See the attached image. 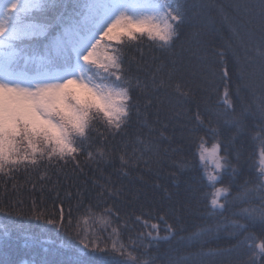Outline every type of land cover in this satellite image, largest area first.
Segmentation results:
<instances>
[{"label": "snow or ice", "instance_id": "1", "mask_svg": "<svg viewBox=\"0 0 264 264\" xmlns=\"http://www.w3.org/2000/svg\"><path fill=\"white\" fill-rule=\"evenodd\" d=\"M212 7L230 33L229 49H233L234 42L247 52L255 42L260 56L258 80L254 73L244 72L241 80L242 90L253 96L259 92L260 103L253 110L251 104L244 103L238 89L241 108L237 111L234 102L227 99L226 89L224 110H210L206 125L197 105L195 124L188 129L190 139L199 140L200 160L210 154L216 162L215 174L206 177L215 191L205 205L206 218L215 219V224L196 225L187 231L180 217L170 224L165 213L156 217L165 224L164 235L160 234L158 224H151L147 233L130 235L125 243L124 229L131 230L132 225L140 223L148 226V220L142 217L151 218L155 208L150 207L147 213L142 211L134 219V213L122 216V209L131 206L132 200L121 203L123 190L110 177L103 183L93 179L91 190L77 187L75 193L66 192L65 198L69 201L76 198L79 207L85 192L91 195L94 191L97 207L100 203L107 205L98 215L105 226L101 236L94 229L74 231L72 205L69 203L66 216L59 187L69 181L70 187L75 186L79 176L85 174L86 166L99 170L117 159L124 175L142 165L159 175L169 152L179 151L161 147L162 140L170 139L165 136L167 124L161 94L168 97L172 111L183 109L193 98V89L179 78L180 61L173 58L176 54L171 49L182 25L192 23L197 34L205 32L207 25L196 20V13L189 17L186 0H0V174L4 177V189L8 190V180L16 179L15 173L21 170L29 173L43 167L39 189L36 182H26L31 183L32 191L39 190L41 194L46 187L55 190L60 204L57 214L40 208L33 199L30 215H26L22 199L7 204L0 199V215L42 222V231L45 225L57 232L63 230L68 240L61 242V251L57 253L60 259L54 264H155L156 257L141 259V256H147L151 248H158L161 242H170L178 232L185 231L187 234L179 236L176 243L182 248L200 245V252L171 257L167 264H207L206 256L233 252L236 258L229 264H264V139L261 138L264 134V0L228 5L235 10L236 17H230L223 5ZM234 20L238 21L239 29L234 26ZM137 34L146 35L169 58L157 62L158 58L153 57L152 63H148L141 52L139 61L133 58L126 64L122 48L110 49L105 44L106 54L101 62L99 51L104 38L137 41ZM218 55L223 60L224 52ZM248 63H253L251 57ZM255 118L262 121L261 134L254 137L261 140L260 168L255 181L248 178L240 181L239 151L233 163L219 128L209 126L215 122L234 129V141L249 132L248 122ZM201 131L206 135L210 131L215 139L211 149L206 147L204 136L195 135ZM172 166L182 171L187 161H172ZM176 175L171 173L172 177ZM217 184L221 186L216 187ZM12 190H18L16 183L12 184ZM88 211L93 212L91 206ZM15 226L26 230L24 224ZM256 227L259 236L251 231ZM105 232L110 244L103 242ZM222 233L240 239L228 249L205 252L203 245ZM10 247L7 241H0V257ZM0 264L11 262L0 259ZM40 264L53 262L42 260Z\"/></svg>", "mask_w": 264, "mask_h": 264}, {"label": "trees", "instance_id": "2", "mask_svg": "<svg viewBox=\"0 0 264 264\" xmlns=\"http://www.w3.org/2000/svg\"><path fill=\"white\" fill-rule=\"evenodd\" d=\"M242 2L243 0H186L189 17L191 18L193 13H196V20L201 24L207 25V30L197 34V30L192 23L182 25L178 30V39L175 40L171 49V52L176 54L173 58L180 61V80L193 89L192 100L184 104L183 109L178 108L176 111L171 110V106L168 104V97L161 94L163 100L161 108L165 117L164 123L167 124L165 136L170 138L162 140L161 147L179 149V151L169 152V157L159 175L156 174L155 170L152 172L147 171V166L145 165L129 172L128 175H124L119 170L118 159L115 163H107L101 166L99 170L92 166H86L84 168L85 174L79 176L75 186L70 187L72 182L69 181L68 184L59 187L60 197L64 198L63 208L66 216L69 203L72 205L74 231L94 229L95 234L101 236L105 225L103 220L98 219V215L107 205L100 203L99 207H97V200L93 191L91 195L85 192L82 205L77 207V199L73 198L69 201L65 198V193L68 191L75 193L77 187L91 190V181L93 179L103 183L109 177L115 182L117 187H121L123 190L121 203H127L128 200H132L131 206L126 210L122 209V216L134 213V219L135 216L141 215L142 211L147 213L150 207L156 209V211L152 212L151 218L147 215L142 217V220H148V226L140 223L132 225L131 230L124 229L122 239L125 243H127L130 235L134 237L138 232L147 233L151 224H158L160 234L164 235L165 224L163 221L157 220L156 217L165 213L167 214V222L170 224H175L176 218L180 217L181 221L186 224L187 231L193 230L196 225L215 224V219L206 218L205 215V205L211 200L212 182L209 183L206 180L200 164L199 140L193 141L190 139L188 129L195 124L193 117L197 110V105H199V111L206 125L210 110H224L226 89L228 92L227 99L234 102L237 111L241 108V99L237 95L238 89H241L240 95L244 97V103L251 104L253 110L260 103L259 92L253 96L251 93L242 90L243 81L241 80V72L254 73L258 80L260 56L255 50L256 44L254 42L252 48L247 52L239 49L234 42L233 49H229L230 33L222 22L221 17L217 14L216 8L212 7L214 4L223 5L225 12L230 17H236L235 10L228 7V5ZM234 26L239 29L240 25L237 20H234ZM137 37V41H129L127 38H123L122 42L109 41L104 38L101 45L107 44L110 49L122 48L125 53L126 64L133 58L139 61L141 52H143L144 59L148 63H152L153 57L158 58L157 62H159V59L169 58V54L156 49L153 42L146 35L140 36L137 34ZM104 51L106 52V49ZM221 51L224 52L223 60L218 55ZM248 57L253 59V63H248ZM135 67L136 65L133 64L134 69ZM225 70H227L226 76ZM135 95L133 93L134 98ZM150 111H154V109ZM248 123L249 132L237 137L234 141H232L234 129L215 122L209 126V128H219L220 138L227 144L230 159H232L233 163H236L235 156L237 151H239L240 181L245 178L255 181L258 175L254 159H256L257 152L261 151V140L254 137L257 134H261L260 126L262 121L259 118H255L250 119ZM195 135L204 136L207 144L215 143L210 131L207 135L204 131ZM261 138L264 139V134H261ZM221 155H224V153H221ZM81 160L83 161L84 157H81ZM172 161H187V167L182 171H177L172 166ZM21 169H23V166H21ZM43 171L44 169L41 167L38 171L25 173L21 170L19 173H15L16 179L8 180L7 182V191L4 189V177L0 174V199L6 204L22 199L26 215H30L29 210L32 207L33 199L36 200L40 208L45 209L47 212L56 211L58 214L60 204L56 200V191L49 190L46 187L42 194L39 190L34 192L31 190V183L26 182L28 180L36 182V187L39 189L42 183L39 177ZM67 171H71V165L68 166ZM172 172L177 173L176 177L171 176ZM225 179L227 180V177ZM13 183L17 184V191L12 190ZM157 184L160 186L157 187ZM216 186L220 187L221 185L217 184ZM235 190L233 188V191ZM41 198H43L42 203ZM111 203L112 201H109V204ZM254 203H258V201H254ZM141 205H143V208H141ZM89 206L92 207L96 215L88 211ZM240 207H243V205ZM161 208L163 211H160ZM18 223L24 224L26 230L17 229L15 225ZM41 223L33 219H28L25 222L19 218H9L0 215V241H7L11 245L10 248H5L6 255L0 257V259H7L11 264H40L42 260H48L54 264L55 261L59 260L60 256L57 253L61 251L60 244L63 241H67L68 236L63 230L57 232L50 225H45L42 231ZM128 223L131 225L132 220H129ZM251 231L255 232L257 236L260 235L258 227L251 229ZM5 232L8 233L7 236L4 235ZM186 234V231L178 232L177 237L172 241L161 242L158 248H151L148 255H142L141 259L156 257L155 264H167L171 257L199 253L201 250L200 245L192 248H182L176 243V239L179 236ZM238 239L240 238H230L222 233L219 238H210L203 245V250L207 252L209 249H228L237 244ZM103 242L111 243L107 239L106 232L103 233ZM170 248L173 249L171 252L169 251ZM137 254L140 255V253ZM235 258V252L204 257L207 264H229V261Z\"/></svg>", "mask_w": 264, "mask_h": 264}, {"label": "rangeland", "instance_id": "3", "mask_svg": "<svg viewBox=\"0 0 264 264\" xmlns=\"http://www.w3.org/2000/svg\"><path fill=\"white\" fill-rule=\"evenodd\" d=\"M97 38L99 39V37H97ZM104 49H105L104 45H101L100 51H99L101 62H103V59H104L105 54H106ZM206 147L211 149L212 144H206ZM199 160H200V151H199ZM215 163H216L215 160L213 159V157L210 154H205V159L203 161L200 160V164H201L203 173L206 177L215 174V170H216L215 169ZM254 163H255L256 173L258 174L259 168H260V163H261L260 151L257 152V156H256V159H254ZM206 180H207V178H206ZM208 182L210 183L211 181H208ZM214 191H215V189L213 188L211 190V199H212Z\"/></svg>", "mask_w": 264, "mask_h": 264}]
</instances>
